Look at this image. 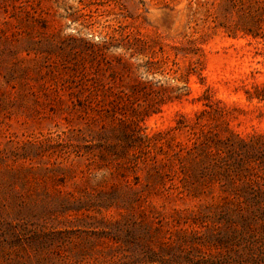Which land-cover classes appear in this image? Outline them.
<instances>
[{
	"label": "rangeland",
	"instance_id": "obj_1",
	"mask_svg": "<svg viewBox=\"0 0 264 264\" xmlns=\"http://www.w3.org/2000/svg\"><path fill=\"white\" fill-rule=\"evenodd\" d=\"M232 22L0 0V264H264V155L218 142L264 135V40Z\"/></svg>",
	"mask_w": 264,
	"mask_h": 264
},
{
	"label": "trees",
	"instance_id": "obj_2",
	"mask_svg": "<svg viewBox=\"0 0 264 264\" xmlns=\"http://www.w3.org/2000/svg\"><path fill=\"white\" fill-rule=\"evenodd\" d=\"M224 6L227 17L233 20L231 24L221 23L228 36L237 37L238 34H241L244 37L250 36L253 39L261 38L264 40V0H224ZM252 88L253 90L248 89L246 91L247 99L249 101L254 99L264 101V83L252 84ZM218 142L225 147L228 156L237 155V152L252 155L251 159L258 154L264 155V135L249 141L240 138L237 141L239 143L232 140ZM223 159L225 163L228 162L226 156Z\"/></svg>",
	"mask_w": 264,
	"mask_h": 264
}]
</instances>
